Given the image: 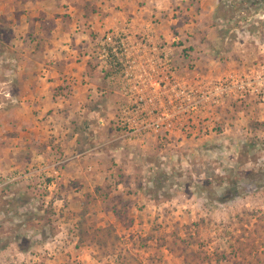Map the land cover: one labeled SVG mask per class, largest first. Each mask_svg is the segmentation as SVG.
<instances>
[{"label":"rangeland","instance_id":"obj_1","mask_svg":"<svg viewBox=\"0 0 264 264\" xmlns=\"http://www.w3.org/2000/svg\"><path fill=\"white\" fill-rule=\"evenodd\" d=\"M7 3L0 9V104L10 108L5 81L18 28ZM218 8L217 30L244 33L248 47L262 52H251L246 74L235 78L246 80L245 95L231 93L218 109V133L144 145L115 140L118 109L110 114L108 105L120 100V89L111 78L100 87L107 121L98 135L94 116L75 121L76 129L93 128L80 138L99 145L88 166L99 182L62 183L64 151H50V139L26 143L21 157L30 163L0 172V264H264V0H220ZM58 159L55 186L41 185L38 174L12 179ZM68 189L81 206L60 201ZM61 232L66 240L80 235L77 247L48 244Z\"/></svg>","mask_w":264,"mask_h":264},{"label":"crops","instance_id":"obj_2","mask_svg":"<svg viewBox=\"0 0 264 264\" xmlns=\"http://www.w3.org/2000/svg\"><path fill=\"white\" fill-rule=\"evenodd\" d=\"M8 1L0 2V9L13 2L7 13L14 17L18 30L11 54L14 63L8 69L12 78L5 81L12 86L13 92H7L15 102L10 108L0 104L3 174L30 163L25 155L21 157L26 143L50 139V151H64L62 183L99 182L101 174L88 170L89 165L95 166L89 156L100 157L99 145L80 138L93 128L84 124V131L76 129L75 121L88 115L98 119L95 137L98 126L106 124L107 118L101 117L100 87L111 82L112 73L104 68L100 47L110 33L152 32L170 50L173 64L192 78H240L246 74L249 54L262 53L248 47L244 33L217 30V20L223 18L218 14L220 0ZM115 108L117 98L109 102L108 113L114 114ZM76 194L68 189L60 201L80 205L79 199L73 200ZM62 233L48 239V244L61 248L72 241L77 247L80 235L66 240Z\"/></svg>","mask_w":264,"mask_h":264},{"label":"built area","instance_id":"obj_3","mask_svg":"<svg viewBox=\"0 0 264 264\" xmlns=\"http://www.w3.org/2000/svg\"><path fill=\"white\" fill-rule=\"evenodd\" d=\"M104 68L120 89L115 140L142 145L159 138L196 139L218 133V109L231 93L245 95L244 79L213 80L183 74L170 59V50L152 32L118 31L106 36L100 47ZM180 134V136H178ZM62 160L42 162L29 173L13 177L40 176L45 187L57 185Z\"/></svg>","mask_w":264,"mask_h":264}]
</instances>
